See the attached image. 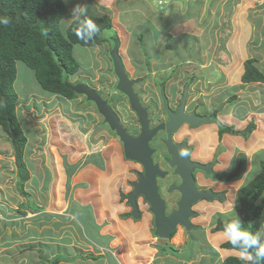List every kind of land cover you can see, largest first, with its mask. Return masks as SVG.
I'll return each instance as SVG.
<instances>
[{
    "label": "crops",
    "instance_id": "obj_1",
    "mask_svg": "<svg viewBox=\"0 0 264 264\" xmlns=\"http://www.w3.org/2000/svg\"><path fill=\"white\" fill-rule=\"evenodd\" d=\"M118 1L122 3L121 10H117L114 6L117 5ZM134 1L142 4L145 8H139L140 10L125 8L126 5H130ZM238 2L240 3L237 4ZM92 3H94L93 11L97 16L106 14L100 8L111 9L112 12L114 7L116 14H111V30L114 31L119 46H122L119 54L130 77H138L143 74V71L136 69V64H134L137 61L136 58H146L148 61L154 58L156 63H167L168 60H171V63L167 65L171 68L165 74L169 75L166 83L175 86L169 89V95L182 90L183 85L187 84L190 107L198 106L199 111L205 109V113H216L217 124L200 127V133L196 137L199 151L203 154L202 159L209 156L214 146L219 144L222 146L227 141L228 138L225 136H222L220 141L218 140L217 131L220 125L224 128H231L233 132H239L243 131L247 127L246 125L251 122L254 128L246 140L254 138V142L247 143L249 148L244 146L248 149L246 151L249 149L254 151V148L258 150L260 146L264 147V85L259 82L242 83L241 81L244 73L243 64L246 60L253 59L254 65L262 71V67L258 66L257 63L264 56V52L259 51L260 40L262 41L263 36L261 38L255 37L254 31H259L262 35V30H264V0H100L99 3L92 0ZM193 4H197V7L195 8L196 12L191 14L189 11L190 8L194 7ZM111 5L113 7H110ZM157 6H164L163 10L156 11ZM251 9L256 14V16L253 15L254 18H252V14L249 15ZM209 10L212 11L208 13ZM121 13L126 17L129 14L142 13V18L147 20L145 22L146 29L155 36L151 45L153 50L143 52V54L141 52L129 53L127 49L129 22L127 24L120 22ZM251 18L255 19L254 23L251 22ZM140 27H143V24ZM209 30H211L210 35L212 36H208ZM190 42L193 43L194 47L196 46L194 50L178 55L177 50L180 48H193ZM205 47H207V51H205ZM261 50L264 51V48ZM172 53H175L176 56L173 57ZM206 54L207 60L204 61ZM198 58L200 61L195 62ZM148 66L150 67V62H148ZM93 73H88L89 79L94 77ZM158 78L162 79V77ZM95 89L98 90V88ZM142 97L145 100L147 95ZM76 118L74 121L78 120ZM238 136L235 144L232 142L230 145L232 151H230V157L226 154L221 156L229 166L230 158L235 157L232 156L234 152L235 154L241 152L243 147L241 142H243L244 137L240 135L241 137L238 138ZM213 141L215 144H210ZM52 143H54L52 145L55 149L53 153L50 152V155L53 154L50 157L52 161L55 160L56 162L59 159L55 157L54 152L66 153L69 145L67 146L66 142L63 143L62 137H58ZM7 149L12 150L10 144H8ZM91 154L82 152L79 157H72L71 159L66 157L68 163L65 165L79 162L80 166H84L69 180L73 198L69 201L68 206L64 196L66 191L64 183H62L61 188L58 186V191L61 190L63 196L60 197L61 194L56 192L49 201L46 199L45 191L52 185L53 180L55 181L47 164L49 159L47 156L44 155L40 159L41 163L37 167V176H34V171L28 168L30 176L25 189L24 187L23 189L27 193L31 189L36 199L42 197L39 200L45 203L44 208L49 207L50 203L56 204V201L61 198L62 211L59 210L60 214H63L68 207V214L64 213L65 218H74L76 221V231L69 234L67 237L69 240L66 243L60 244L59 251L62 254L56 256L62 258L57 264H158V259L162 261L160 264H185L184 261H180V259L185 260L183 256H180L182 253L175 252L178 255H175V259L171 256L174 254H162L166 251L161 245L158 247L148 245L152 241L160 240L155 236H148V227L151 221L149 215L143 214L142 218L137 221L123 216L127 214L128 209L121 201V194L122 191L126 192L125 179H130V176L126 177L124 171L121 170L120 172L119 170L124 168L126 164L123 160V154L116 150L115 157L113 156L110 160L103 158L107 162L100 159L101 154L97 157ZM62 157L65 158V156ZM245 164H247V159ZM252 165L249 168L245 166L242 176L237 179L239 183L237 188L249 177L248 174ZM223 166L221 164V170H224ZM229 166L225 167L227 172L234 168L233 166L229 168ZM61 167L62 165L59 166V168ZM56 172L64 181V172ZM38 174L41 176L40 182ZM15 181L17 182L16 174L14 175ZM235 182L232 183V186ZM38 184L40 185L37 187ZM31 185L33 186L31 187ZM218 187L222 188L223 185L220 184ZM237 188H235V192ZM38 189L40 190L37 192ZM18 199L24 198L20 196L15 198V201ZM201 204H197L194 208L197 206L202 208ZM89 208L91 212L89 210L88 214H83V210ZM26 212L27 218L38 216L32 212V214L29 211ZM37 218L27 230L29 236H35L37 232L42 231L40 228L41 221H37ZM140 229L145 232L139 234ZM81 232L86 236L85 241L79 237ZM145 233H148L147 236ZM205 234H207L205 236H207L210 246L218 252L219 258L210 261L209 257L199 255L198 258L201 261L196 259L195 264H222L226 257H239L238 251L220 247L221 244L227 242L222 232L212 234L209 229L206 230ZM111 235L115 237L112 239ZM59 236L64 237V235ZM78 245L84 250L83 252ZM85 246H87L86 249ZM169 252L172 253L171 250ZM188 264L190 263L188 262Z\"/></svg>",
    "mask_w": 264,
    "mask_h": 264
},
{
    "label": "rangeland",
    "instance_id": "obj_2",
    "mask_svg": "<svg viewBox=\"0 0 264 264\" xmlns=\"http://www.w3.org/2000/svg\"><path fill=\"white\" fill-rule=\"evenodd\" d=\"M93 1H96L97 3L100 2V0ZM64 2L66 5V12L64 14V18L60 21L59 24V28L61 31H64L69 25V23L73 20L71 16V10L77 5L85 6L87 8V15L97 16L96 13H94L95 11H93L94 3H92V0H64ZM239 3L240 2H238L237 4ZM114 6L117 10H121L120 8H122V3L118 1L117 5ZM193 6L194 7L190 8L189 11V13L191 14H194L196 12L195 8L197 7V4H193ZM110 7H113V5H111ZM157 7L158 8L156 9V11L163 10L164 6ZM125 8H129V10H140L144 9L145 7L142 6V4H139L138 2L134 1L132 4L126 5ZM100 10L109 15L110 17L112 13L116 14L114 7L112 9V12L111 9L100 8ZM211 11L212 10H209L208 13H210ZM141 14L142 13L129 14L126 17L123 15V13H121V15L119 16L120 22L126 24L129 22V25L127 27L129 31V43L127 48L129 53L141 52L143 54V52H149L153 50L151 45L152 41L155 39V36L152 34L151 31L146 29L147 25L145 24V22H147V20L143 19ZM251 14L252 18L256 16L253 9L249 11V15ZM252 18L250 20L252 23H254L255 19ZM142 24L143 27H140ZM258 28L255 29L257 30ZM210 33L211 30H209L208 36H212L210 35ZM114 34L115 33L112 30L105 31L103 35L107 37V40H105L106 42L104 44L102 43L99 46H73L72 52L79 64V69L75 76L69 77V82L71 83H84L91 88H98V91L102 96L108 97V99L110 100L109 105L113 109L116 106L118 99L117 97L111 98V96H108V94H112L113 91L111 87L112 83L108 81L112 80V82H114L115 80V76L110 73L111 60L109 57V49L112 47V43L109 40V37H112ZM254 36H259V38L263 36L262 41L260 40L261 44L259 51L264 52L263 50H261L262 48H264V30H262V35L259 33V31H254ZM205 44L208 45V43ZM190 45L193 48L185 47L183 49H178V55L182 54L183 52L185 54L192 52L196 46L194 47L192 42H190ZM121 48L122 46L120 45L119 52L121 51ZM205 51H207V47H205ZM202 53L204 52L202 51ZM172 56L175 57L176 54L172 53ZM136 60L137 61L134 62V64H136V69H140V71H143L142 73H145V75H147L149 79L154 78L153 75H150V72L157 74V76L154 78L155 80H158V77H162L163 81L169 78V75L165 74L171 68L169 66L167 67V65L171 63V60H168L167 63H156L154 62V58L150 59L149 61L146 58H136ZM206 60L207 54L206 59H204V61ZM197 61L199 62L200 58L195 60V62ZM148 62H150V67L148 66ZM257 64L258 66L262 67L261 69L262 71H264V56L263 58L261 57V61H258ZM15 67V92L18 95V100L15 105V112L19 126L21 127L23 134L26 136V143L23 149V161L26 165L27 170L28 168L30 170L32 169L34 171L35 176L38 170L37 167L41 163L40 159H42L44 155L47 156L49 158L47 164L49 166L50 173L52 174L53 178H55V181L53 180L52 185L49 186L48 189H46V199L47 201H49L51 199V196H53V194H56V192L58 194H61V190L58 191V186L61 188L62 183H64V187L66 189L64 196L67 200L66 204L68 206L69 201L73 198L71 192L72 187L69 184V180L78 172H80L82 170V167L84 166H80L81 164L79 162L65 165V163H68L66 159L68 157L69 159H71L72 157H79L82 155V152H87L92 153L91 155L96 157L100 156L101 154L100 159L102 161H105L103 158L110 160L111 158H113V156H116V146L114 144L117 141V137H115L114 134L108 131L106 127L107 125L105 126L103 119L98 114L95 106L87 102L84 97L77 95V97L73 100H64L65 98L58 94H49L39 87V85L35 81L33 72L28 69L23 63L16 62ZM91 72H94V77L92 79H89L88 73L90 74ZM147 80L148 78H145V81ZM166 85H169L170 87L175 86L174 84L171 85L169 83H166ZM154 92L155 95H158L156 91ZM119 108L120 117L122 118V120H128L129 118H131L129 110H125V106H120ZM220 108L222 109V106ZM221 109L219 110L221 111ZM202 110L205 111V109ZM206 114L210 115L211 117L216 116L215 112L211 114ZM75 118L78 120L74 121ZM4 135L5 133L2 134L1 129L0 261H3L0 262V264H47V261L53 259L58 254H62L59 251L61 248L60 244L63 242L66 243L69 240V238H67L69 234L71 232L76 231V221L74 220V218H65V214H68V207L67 210L64 212L65 214H60L59 210H61V198L60 200L56 201V204L50 203L49 207L44 208L45 203L39 200L42 197H37L36 199V196L34 193H32L31 189H29L28 193L25 190V192L28 194L26 196H22L17 191L18 185L16 181L14 182L16 166L14 164L13 151L7 149L9 139L7 135ZM58 137L63 138V143L66 142V145H69V149L66 153H63L61 151L57 153L55 151L54 155L59 159L55 162V160H51L50 156L53 154L50 155V152L53 153L55 149V147L52 145L54 144L52 143V141H54ZM229 137H231L229 138V144L231 145L232 142L233 144H235V142L237 141V136ZM243 139V142H241V145L243 146L241 152H238L237 154L233 155L236 158L232 160L229 168L233 166V170L236 171L241 157H244V160L247 159V164H244L243 172L245 170V166L249 168L250 165H253L252 169L249 171V177L246 178L243 181V184H241L238 188L246 184L259 172V161H264V147L260 146L258 150H255L254 148V151H251L250 149L249 151H246L248 149L244 146H247V143H253L254 138H252V140L251 138H248V140H246L247 138L244 137ZM57 142L58 141L56 140V143ZM211 143L215 144L214 141L210 142V144ZM225 145L219 147V152H221L222 147H224ZM247 147L249 148V145ZM118 152L121 153V149H119ZM62 156H65V158H63ZM61 165L62 167L59 168V166ZM119 170L120 172L122 170L124 171V173H128V169L125 167H122ZM56 171L64 172V181L62 177L60 178ZM243 172L241 173L240 177L242 176ZM38 177L40 182L41 176H39V174ZM130 180L132 181L133 177H131ZM235 181H237V178ZM27 183L28 180L24 183V189ZM232 183H230L227 188L229 189V191H227L226 193V199L224 202L219 203L216 200L211 203L203 202L201 204L203 206L202 208L198 206L194 208L197 214V216L192 219V224L196 226V229L194 231L185 232L184 230L177 228L175 234L169 240H157L156 242L152 241V243L150 242L148 243V245L157 247L161 245L166 251L162 252V254H174L171 256H173V258L175 259V255H177L175 254V252H178V254L182 253V255L180 256H183L185 260L180 259V261H184L185 264H188V262L190 264H195V262H197L196 259L201 261V259L198 258L199 255L209 257L210 261H213L212 259L215 260L216 258H219L218 252H216V250L210 246L207 236H205L207 234L205 233L206 230L210 229V232L212 234H216V232H212L211 230L217 224V222H225L226 220L232 218L235 215L236 209L238 208L236 192L238 190L237 186L239 185V183L237 181L234 183L233 186ZM39 185L40 184H38L37 187ZM32 186L33 185H31V187ZM235 188H237L236 192ZM39 190L40 189H38L37 192ZM40 193L42 195V192ZM122 194H125V192L122 191ZM122 194L121 201L124 202L122 199ZM20 196L24 199H18L15 201V198H18ZM61 196L63 195L61 194L60 197ZM262 198H264V191L258 197L256 203L258 204ZM89 210L91 212L90 208L84 209L83 214H88ZM26 211H29L30 214L34 213L38 215L39 217L36 216L35 218L38 217L36 220L41 221L40 228L42 231L37 232L35 236H29V234L27 233L29 226L31 225V223L34 222L35 218H27ZM123 216L127 218L126 214ZM84 221L87 222L86 220ZM263 222L264 209L260 219V228L263 225ZM107 223L109 224L110 222ZM148 228V236H155L153 230L154 227L151 223ZM144 232L145 231L143 229L139 230V234H143ZM147 234L145 233L146 236ZM59 235H64V237ZM79 237H82L83 241L86 240V236L83 234V232H81ZM111 237L113 239V237L115 236L111 235ZM78 247L81 248L79 245ZM86 247L87 246H85V249ZM81 250L82 252L84 251L82 248ZM170 250L172 251V253L169 252ZM161 262V259H158V264H160Z\"/></svg>",
    "mask_w": 264,
    "mask_h": 264
},
{
    "label": "trees",
    "instance_id": "obj_3",
    "mask_svg": "<svg viewBox=\"0 0 264 264\" xmlns=\"http://www.w3.org/2000/svg\"><path fill=\"white\" fill-rule=\"evenodd\" d=\"M65 12L64 0H0V21L4 18L9 19L8 25L0 23V130L2 129L9 139L16 166L18 191L23 196L28 195L23 187L30 175L23 161L26 136L19 126L15 112L18 100V95L13 88L16 76L15 63L21 62L30 69L35 81L45 92L58 94L65 100H73L77 95L64 85L66 78L68 83L75 84L69 82V77L75 76L79 69V64L72 52L73 46L93 47L104 44L107 37L103 33L112 28L111 17L106 14L82 17L81 19H92L100 29L92 40L85 43L74 34L78 22L72 20L64 31L60 30L59 24ZM112 38H116V35L114 34ZM254 62L253 59L244 62L241 81L242 83L259 82L264 85V71H260ZM253 128L251 122L239 132L221 127L219 134L230 133L247 138ZM244 164V157H241L237 170L229 175V178L238 179L243 172ZM259 167V172L238 188L236 192L238 208L235 215L225 222H217L212 232L223 233L224 225L236 217L247 230L264 232V222L260 228L264 198L258 204L256 203L264 191V161H259ZM126 216L132 218L129 213ZM220 247L235 250L228 242L221 244ZM61 258L55 256L47 261V264H57ZM222 264H246V262L239 257L230 256L226 257ZM258 264H264V259L259 260Z\"/></svg>",
    "mask_w": 264,
    "mask_h": 264
},
{
    "label": "water",
    "instance_id": "obj_4",
    "mask_svg": "<svg viewBox=\"0 0 264 264\" xmlns=\"http://www.w3.org/2000/svg\"><path fill=\"white\" fill-rule=\"evenodd\" d=\"M118 40L113 39L112 47L109 51V57L112 63L113 72L116 77L115 90L122 94L128 102L130 110L135 114L137 123L140 127V132L137 136H131L127 130L122 126L118 116L108 105L107 100L103 99L94 89L84 83L70 84L67 78L64 81L65 87L70 89L76 95H82L86 101L91 102L98 114L102 117L104 124L107 125L122 145L123 158L127 161H134L138 163L143 173L137 178V181L131 184L132 191L122 196L125 205L130 209V215L135 219H140L138 198H141L149 206V213L153 218L154 235L160 240H169L172 233L177 226L183 227L185 231L189 232L195 230L189 218L194 216L190 211V207L201 199L212 201L224 200L221 194L212 193L211 191L203 192L197 191L192 177V170L199 169L204 172H209L210 168L202 166L198 163L189 162L187 155L189 148L185 143L176 145L172 143L171 134L182 124L186 123L192 127L199 124L209 123V120L197 115H185L182 112L183 103L186 97V92L183 94L180 106L176 112L168 107V101L163 93H161L162 102L166 109L168 121L165 124L158 125L154 128H149V121L147 118L146 108L141 106L137 95L133 92V85L137 84V80H130L124 69L122 58L119 54ZM167 134L165 147L169 155L168 164L174 168V174L178 176L181 183L175 187L180 195L177 203L176 211L169 215L164 214V202L157 194L155 187V176L163 175L156 166L151 167V162L147 160V142L159 130H164ZM184 153V155H181ZM153 169V170H152Z\"/></svg>",
    "mask_w": 264,
    "mask_h": 264
},
{
    "label": "flooded vegetation",
    "instance_id": "obj_5",
    "mask_svg": "<svg viewBox=\"0 0 264 264\" xmlns=\"http://www.w3.org/2000/svg\"><path fill=\"white\" fill-rule=\"evenodd\" d=\"M109 38H110L109 40L112 43L113 39L111 37H109ZM125 72H126V70H125ZM110 73L113 76H115L114 72H113L112 63H111ZM150 73H151L150 75L151 76L153 75L154 78L157 76L156 73H153V72H150ZM127 76L130 80H137L138 81L137 84H134L132 88H133V92L138 97L140 105L146 108L147 118L149 121V128L152 129L154 127H157L160 124H163L165 126V124L168 121L166 109L164 108V105L162 102V97H161L162 89H163V93H164V95L168 101V107L172 110V112H174V113L176 112V110L180 106L181 100L183 98V94H184V92H186V97H185V100L183 103V109H182L183 114H185V115L193 114V115H197V116H200V117H203V118H206L209 120V123L199 124L196 127H192L186 123H182L175 130V132L171 134L172 143H174L176 145H180L182 143H185L186 147L189 148V152L187 155V160L189 162L198 163L202 166H207L210 168L209 172H204V171L199 170V169L192 170L191 173H192V177L194 180V185H195L196 190L197 191H203V192L211 191L212 193L221 194L224 197V200H222V201H218L216 199H214L212 201H207L205 199H201V200L197 201L195 204H193L190 207V211H192L194 213V216H191L189 218V222L192 224V219L197 216L196 211L194 209V207L197 204H200L203 202L211 203L215 200L218 201L219 203H222L225 201L226 193H227V191H229V189H227V188L230 185V183H232L234 181V180L229 178V175L233 174L235 170L227 172V169L225 168V165H227V164H226V162H224L225 160L222 159V157L224 156V154H226L230 157L231 148H230V144H229V141H230L229 136H238V135H232L230 133H223L220 135L219 130L221 128V125L218 126V131H217L218 140L220 141L222 136L227 137L228 139H226L227 141L225 142L226 145L224 144L225 146L222 147L221 152H219V150H220L219 147L221 146L220 144L217 146H214L212 149V152L209 154V156L204 157L202 159L203 154L199 151L198 141H197L196 137H197L198 133H200V131H199L200 127H202L204 125L210 126V125H216L217 124L216 116L211 117L210 115H207L205 113V111H199L198 106L190 107V104L188 102L189 94H188L187 84L183 85L182 90L176 91V93L174 92L172 95H169L170 94L169 89L171 87L169 85L168 86L166 85V80H164V81L162 79L155 80L154 78L149 79V77L147 75H145V73H143L142 75H140L138 77H130V75H127ZM145 78H148V80L145 81ZM116 81H117L116 77H115L114 82H112V80L108 81V82L112 83L111 87L113 89L112 94H108V96L109 97L111 96V98L117 97V99H118L117 104L114 107V109L112 107H111V109L118 116L120 123L127 130V133L131 136H137L140 132V127L137 123V118H136L135 114H133V112L130 110L127 99L122 94H120L118 91L115 90ZM92 89H94V88H92ZM94 90L97 93H99L98 90H96V89H94ZM153 90L156 91L158 95H155V92ZM148 91L153 93V94L149 93ZM143 95H147L145 100L142 97ZM80 96H82V95H80ZM102 98L107 100V103L109 105L110 100L108 99V97L102 96ZM120 106H125V110L126 109L129 110L131 118H129L128 120H122V118L119 115L120 114V108H119ZM196 107H197V109H196ZM105 126H106V124H105ZM107 129L110 132L108 127H107ZM110 133L114 134L113 132H110ZM115 137H116V135H115ZM116 139H117V141L114 144L116 146L115 150L119 151V149H121V153H122V145H121L120 141L118 140V138H116ZM166 139H167V134L165 132V129L159 130L158 132L155 133L154 136H152L150 138V140L147 142V151H150L149 155H147V160H148V162L149 161L151 162V167L156 166L158 168V170L163 174L161 177L159 175L155 176V187H156V191H157L158 196L164 202V214L167 216L170 213L176 211V209H177V203L180 199V195L176 191L175 187H177L181 183V180L178 178L177 175L174 174V168H171L170 165L168 164L169 155H168L167 149L165 147ZM233 155H235V152ZM235 158L236 157L230 158L229 163L231 164L232 160ZM123 160L126 163L125 168L128 169V173H126V177L130 176V179H131V177H133L132 181L129 178H126L124 181V184L126 186L125 194H127L130 191H132L131 184L137 181L138 176L143 173V169L138 163H136L134 161H127L124 158H123ZM221 164L224 165L223 166L224 170H221V167H220ZM220 184L223 185L222 188L218 187V185H220ZM138 206H139V211H140V215H141L140 218H142L143 214L149 215L151 217L150 223L153 225V218H152L151 214L149 213V206L147 205V203L144 202L141 198H138ZM125 207H127V209H128L127 213L130 214L131 212H130L129 207L127 205H125ZM138 220H140V219H138ZM135 221H137V220H135ZM193 226L196 227L195 225H193ZM177 228H180V229L185 231V229L183 227L177 226ZM192 231H194V230H192ZM175 232H176V230L172 233V236L175 234ZM185 232H187V231H185Z\"/></svg>",
    "mask_w": 264,
    "mask_h": 264
},
{
    "label": "clouds",
    "instance_id": "obj_6",
    "mask_svg": "<svg viewBox=\"0 0 264 264\" xmlns=\"http://www.w3.org/2000/svg\"><path fill=\"white\" fill-rule=\"evenodd\" d=\"M86 15L87 8L85 6L77 5L71 10V16L73 20L78 22V26L75 29L74 34L79 40H82L85 43L92 40L100 31L98 25L92 19H81L82 17H86ZM0 23L8 25L9 19L4 18L2 21H0ZM181 155H184V153H181ZM228 166L229 165H225V167ZM123 195L125 194H122V196ZM130 217L132 216L130 215ZM132 219L134 218L132 217ZM223 236L227 240V242L232 245L233 249L238 251L239 259L246 262V264H258L259 260L264 259V239H262V236H264V232H262L261 230H258L256 232L247 230L242 226V222L236 217L235 219L227 222L224 225Z\"/></svg>",
    "mask_w": 264,
    "mask_h": 264
}]
</instances>
